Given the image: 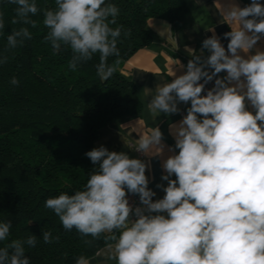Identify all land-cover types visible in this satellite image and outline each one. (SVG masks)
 Listing matches in <instances>:
<instances>
[{
    "label": "clouds",
    "instance_id": "obj_1",
    "mask_svg": "<svg viewBox=\"0 0 264 264\" xmlns=\"http://www.w3.org/2000/svg\"><path fill=\"white\" fill-rule=\"evenodd\" d=\"M7 2L16 6L11 23L21 27L7 35L0 64L9 62L8 52L33 39L30 28H37L38 21L32 17L42 12L44 41L55 53L71 51L69 69L99 54V78L107 81L117 72V45L122 36H131V29L117 25L121 10L116 4L55 0L54 7L40 8L36 0ZM224 17L231 28L224 33L227 49L208 28L213 34L203 40L201 55L192 53L184 74L171 70V82L144 89L151 96L147 110L153 121L161 113H179L181 102L191 105L178 124L169 126L175 144L168 146L173 154L162 164L167 186L156 185L164 196L153 200L149 164L100 146L85 153L98 167L82 190L46 199L45 207L64 230L90 236L84 241L88 245L104 241L94 256L80 255L75 264H92L98 257L103 264H264V51L251 54L264 37V4H232ZM4 29L0 12V34ZM204 49L209 55L202 58ZM109 57L116 59L109 64ZM221 72L226 75L202 94ZM9 83L20 81L13 76ZM162 141L160 128L152 127L137 139L135 150L159 156L166 147ZM129 194L138 195L139 206L130 203ZM11 228L10 221H0V242L9 241ZM42 238L45 244L60 240L51 231H43ZM36 244L33 234L11 239L0 247V264H30L25 246Z\"/></svg>",
    "mask_w": 264,
    "mask_h": 264
},
{
    "label": "trees",
    "instance_id": "obj_2",
    "mask_svg": "<svg viewBox=\"0 0 264 264\" xmlns=\"http://www.w3.org/2000/svg\"><path fill=\"white\" fill-rule=\"evenodd\" d=\"M107 2L121 10L117 25L131 29V36L118 42L121 64L107 81L96 73L99 54L76 70L69 69L71 51L55 53L44 41L42 12L32 17L38 21L37 28H30L33 39L8 52L9 62L0 64V221L12 224L9 241L0 242V247L11 239L35 235L36 246H25L30 264H75L80 255L92 257L104 247L103 239L88 245L84 241L90 236L64 230L45 201L61 192L73 195L82 190L98 167L85 153L96 148L101 130L141 114L138 88L122 70L137 51L152 43L149 19L164 18L180 28L192 7L188 0ZM36 3L40 8L55 6V0ZM15 7L0 0L5 20L0 56L5 54L7 35L21 27L11 23ZM115 59L109 57L108 63ZM13 76L20 81L18 86L9 83ZM43 231L59 235V242L45 244Z\"/></svg>",
    "mask_w": 264,
    "mask_h": 264
},
{
    "label": "crops",
    "instance_id": "obj_3",
    "mask_svg": "<svg viewBox=\"0 0 264 264\" xmlns=\"http://www.w3.org/2000/svg\"><path fill=\"white\" fill-rule=\"evenodd\" d=\"M191 4V10L180 28L164 18L154 17L148 21V26L152 30L154 39L152 43L137 51L125 64L123 73L130 77L138 88L139 97L143 103V109L140 115L129 117L113 122L104 127L100 132V137L96 141V148L106 147L109 151L125 152L130 158H139L150 165L146 169V176L149 178L148 187L156 192L153 200L164 196L162 189L157 188V184L167 186V181L161 179L166 174L162 168L163 161L173 153L168 151V146H174L175 140L170 134V125L178 124L183 116L187 114L190 102L178 104L179 113L165 115L161 113L155 121L148 114L147 104L151 96H145L144 89L155 90L158 84L171 82L174 77L170 75L171 70L176 75L186 72V65L192 59V53L201 55L202 42L213 33L206 31L213 28L215 34L220 38L222 45L227 49L229 39L224 37V33L231 31L228 23L225 22L224 11L232 4L244 7L249 3L241 0H188ZM264 4V0H260ZM161 32L165 34L160 35ZM264 51V37L257 43L251 54L256 49ZM243 55V53H241ZM209 55L208 50H203V56ZM180 65L176 64V61ZM211 71V69H208ZM226 72H221L216 78H222ZM154 94V92H153ZM249 110L251 106L249 105ZM159 127L163 133V143L166 145L164 152L159 156H149L139 153L135 150L136 141L140 135L147 134L148 129ZM178 152V150H176ZM175 179L173 175L170 177ZM92 264H103V258L98 257L92 261ZM114 264V262H110Z\"/></svg>",
    "mask_w": 264,
    "mask_h": 264
},
{
    "label": "built area",
    "instance_id": "obj_4",
    "mask_svg": "<svg viewBox=\"0 0 264 264\" xmlns=\"http://www.w3.org/2000/svg\"><path fill=\"white\" fill-rule=\"evenodd\" d=\"M216 77H214L213 81L209 82L207 85H205V92L202 94H206L207 90L211 89L212 87H214V81H215ZM203 81H201L202 83ZM142 153V152H139ZM129 201L130 203H134V207L135 206H139V197L138 195H131L129 194ZM132 219H135V217L133 216Z\"/></svg>",
    "mask_w": 264,
    "mask_h": 264
}]
</instances>
